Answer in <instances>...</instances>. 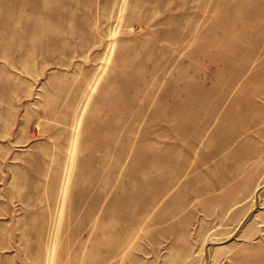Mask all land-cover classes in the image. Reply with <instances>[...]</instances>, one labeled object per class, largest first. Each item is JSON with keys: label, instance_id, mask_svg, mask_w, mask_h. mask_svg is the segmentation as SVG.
<instances>
[{"label": "rangeland", "instance_id": "1", "mask_svg": "<svg viewBox=\"0 0 264 264\" xmlns=\"http://www.w3.org/2000/svg\"><path fill=\"white\" fill-rule=\"evenodd\" d=\"M0 264H264V0H0Z\"/></svg>", "mask_w": 264, "mask_h": 264}]
</instances>
